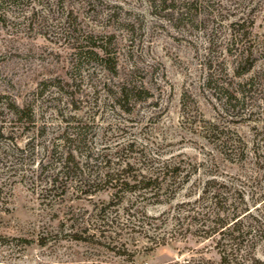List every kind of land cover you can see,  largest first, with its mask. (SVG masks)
I'll use <instances>...</instances> for the list:
<instances>
[{"label":"rangeland","instance_id":"1","mask_svg":"<svg viewBox=\"0 0 264 264\" xmlns=\"http://www.w3.org/2000/svg\"><path fill=\"white\" fill-rule=\"evenodd\" d=\"M214 192L264 196V0H0V264L218 262Z\"/></svg>","mask_w":264,"mask_h":264},{"label":"trees","instance_id":"2","mask_svg":"<svg viewBox=\"0 0 264 264\" xmlns=\"http://www.w3.org/2000/svg\"><path fill=\"white\" fill-rule=\"evenodd\" d=\"M102 52L105 55L108 53L105 51L106 49L103 45H91ZM245 70H249L245 69ZM130 96L133 95V89L131 88H122L119 92V97L117 98L119 101H128ZM12 115L20 122H32L34 118L33 110L27 105L19 106L15 103L9 107ZM76 135H79L76 133ZM74 162V157L70 155L69 159L66 157L64 161V166L61 170L67 174L72 173L69 167V164ZM165 178V177H164ZM58 179L53 178L51 180L50 190H55L56 183ZM104 183H111L115 188H117V193L120 191H124L127 188L130 191L137 188H153L156 183L158 184V179L154 178H142L140 180L135 179L134 183L131 184L128 178L120 177V175H110L107 178H104ZM94 181L89 186L93 185ZM161 184V183H159ZM222 192L216 193L214 192L211 195V213L210 216V225L202 223L201 226L206 227L205 233L207 236H217L215 239L216 249L220 256L218 262L210 263L209 261H205L203 257L198 260L192 261H184L182 263L175 262L173 264H264V261H260L255 256L256 249V241L260 237V233H264V196L258 201L261 203L259 206H256L253 210L245 207L244 209H239V207L233 208L232 204L234 202L224 195V199L222 198ZM226 194V193H225ZM230 201V202H229ZM263 205V207H261ZM257 212V214H255ZM100 217L103 218V221L107 220L108 223H112V220L109 219V216H105V209L99 210ZM206 222V220H205ZM199 223V222H198ZM106 225V226H107ZM107 232V231H106ZM105 231L101 232V235H104ZM164 242V241H163ZM162 244H165L162 243ZM112 250H115L114 248Z\"/></svg>","mask_w":264,"mask_h":264}]
</instances>
